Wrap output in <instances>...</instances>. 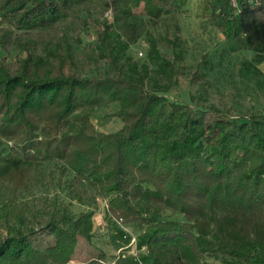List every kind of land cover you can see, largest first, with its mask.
I'll return each mask as SVG.
<instances>
[{"label": "trees", "instance_id": "1", "mask_svg": "<svg viewBox=\"0 0 264 264\" xmlns=\"http://www.w3.org/2000/svg\"><path fill=\"white\" fill-rule=\"evenodd\" d=\"M185 1L0 0V45L24 51L11 62L0 59V145L13 142L0 152V181L59 162L73 182L101 198L111 195L112 217L154 228L145 244L150 264H210L207 253L220 254L225 264H264V113L212 123L206 109L164 94L176 82L183 50L163 56L151 39L148 62L127 54L147 29L144 16L176 19ZM100 6L112 10V20L74 53L67 23L86 29L93 19H81L80 8L91 13ZM208 7L223 35L238 49L254 50L240 69L262 74L264 0H209ZM175 29L161 37L176 49ZM100 62L103 68H91ZM113 101L122 126L99 131L91 113ZM164 209L184 220L161 219ZM91 217L73 219L62 202L38 207L33 200H4L0 264H69L70 237L91 240ZM32 221L53 237L42 251L32 241L40 229Z\"/></svg>", "mask_w": 264, "mask_h": 264}, {"label": "rangeland", "instance_id": "2", "mask_svg": "<svg viewBox=\"0 0 264 264\" xmlns=\"http://www.w3.org/2000/svg\"><path fill=\"white\" fill-rule=\"evenodd\" d=\"M208 3L209 0H186L176 13V19L169 14L158 20H148L144 16L147 29L137 43L128 47V56L138 63L148 62L151 39H156L158 51L163 56H172L176 51L183 50V63L175 77L176 82L164 94L169 99L206 109L212 123H222L227 118L238 119L243 113H264V59L258 64L262 74H245L240 69V61L253 59L254 50L238 49L232 37L220 32L209 19L211 10ZM84 9L80 8V18H86L89 14L93 19L87 23L89 26L83 29L81 22L77 21L76 24L68 22L66 28L65 37L76 54L82 53L94 42L96 27L110 23L113 16L112 10L103 6L91 13ZM136 11L142 13V6ZM176 26L179 27L176 39L179 45L175 49L161 36L166 30L172 35ZM57 41L62 42L61 39ZM17 56H24L19 46L13 44L3 48L0 45V59L11 62ZM103 66L100 62L91 68L98 70ZM149 66L151 70L155 67L151 63ZM197 74L201 76L198 82L194 81ZM118 108L117 101L99 106L91 113V121L99 131L114 132L122 126L121 119L113 115ZM3 142L0 152L4 153L13 142ZM72 178L69 168L59 162L48 161L29 170L23 169L0 181V205L9 198L33 200L38 207L49 202H62L69 206L73 219L91 212V240L78 234L70 237L73 256L69 264H150L145 244L154 228L149 224L121 223L107 210L111 195L101 198L94 194L89 185L73 182ZM160 218L184 220L181 213H173L169 209L162 210ZM32 224L40 228L35 221ZM6 230V221L0 219V240L6 235ZM32 241L40 251L54 242L52 235L41 228ZM206 259L210 264H225L220 254L207 253Z\"/></svg>", "mask_w": 264, "mask_h": 264}]
</instances>
